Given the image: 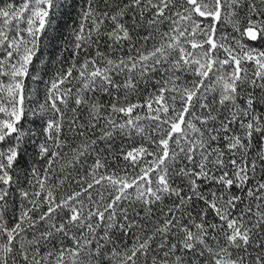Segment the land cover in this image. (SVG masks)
<instances>
[{
	"label": "snow or ice",
	"instance_id": "obj_1",
	"mask_svg": "<svg viewBox=\"0 0 264 264\" xmlns=\"http://www.w3.org/2000/svg\"><path fill=\"white\" fill-rule=\"evenodd\" d=\"M0 264H264V0H0Z\"/></svg>",
	"mask_w": 264,
	"mask_h": 264
}]
</instances>
